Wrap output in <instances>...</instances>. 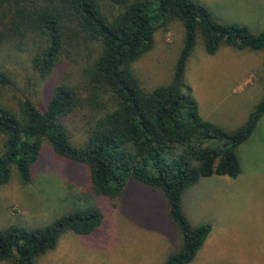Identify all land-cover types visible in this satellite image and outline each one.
I'll return each mask as SVG.
<instances>
[{
    "label": "trees",
    "instance_id": "obj_1",
    "mask_svg": "<svg viewBox=\"0 0 264 264\" xmlns=\"http://www.w3.org/2000/svg\"><path fill=\"white\" fill-rule=\"evenodd\" d=\"M175 19L183 22L185 36L172 81L146 90L133 63L153 48L157 27ZM197 34L209 54L222 45L264 50V30L218 22L198 0H0V52L10 47L29 53L40 81L66 62L83 67L81 79L52 84L43 108L29 97L17 107L0 97V190L14 167L24 184L32 181L47 140L60 156L86 165L93 195L118 196L131 178L160 192L182 238L163 264L193 261L212 226L192 222L184 195L203 177L236 178L242 171L237 147L264 115V96L232 131L201 115L185 82ZM11 80L0 61V88ZM104 220L96 204L45 226L0 228V262L37 264L65 233L89 235Z\"/></svg>",
    "mask_w": 264,
    "mask_h": 264
},
{
    "label": "rangeland",
    "instance_id": "obj_2",
    "mask_svg": "<svg viewBox=\"0 0 264 264\" xmlns=\"http://www.w3.org/2000/svg\"><path fill=\"white\" fill-rule=\"evenodd\" d=\"M199 2L209 7L218 22L264 30V0ZM184 36L181 20L157 27L153 48L133 63L146 90L172 81ZM0 54L12 77L10 85L0 88V97L9 106L17 107L21 99L29 97L43 108L59 78L81 79V62H66L40 81L30 65L29 53L6 47ZM185 82L192 87L205 119L235 130L264 96V50L222 45L209 54L203 36L197 34ZM73 125L78 128L80 123ZM3 141L0 134V154ZM237 155L242 171L236 178L217 174L203 177L184 195V208L192 222L212 226L196 257L187 264H264V115L251 136L237 147ZM33 174L32 181L24 184L13 168L10 181L0 190V228L45 226L96 204L105 213L98 231L89 235L65 233L56 249L37 264H163L181 247V234L169 218L165 198L136 179L131 178L118 196L93 195L86 165L60 156L47 140Z\"/></svg>",
    "mask_w": 264,
    "mask_h": 264
},
{
    "label": "crops",
    "instance_id": "obj_3",
    "mask_svg": "<svg viewBox=\"0 0 264 264\" xmlns=\"http://www.w3.org/2000/svg\"><path fill=\"white\" fill-rule=\"evenodd\" d=\"M199 1V0H198ZM207 6V5H206ZM208 7V6H207ZM209 8V7H208ZM250 80V79H249ZM187 212V211H186ZM188 214V213H187ZM189 216V215H188ZM190 217V216H189ZM191 219V218H190ZM195 224V223H194Z\"/></svg>",
    "mask_w": 264,
    "mask_h": 264
}]
</instances>
